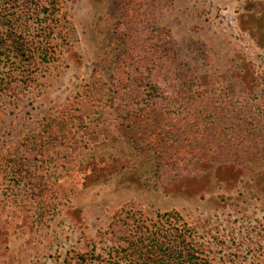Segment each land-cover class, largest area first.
I'll use <instances>...</instances> for the list:
<instances>
[{"label": "rangeland", "instance_id": "1", "mask_svg": "<svg viewBox=\"0 0 264 264\" xmlns=\"http://www.w3.org/2000/svg\"><path fill=\"white\" fill-rule=\"evenodd\" d=\"M57 1L62 39L52 42L54 60L27 84H0V264H75L77 253L104 255L109 220L125 206L147 218L179 215L188 240L209 264H264V161L188 165L190 173L178 178L166 168L170 180L154 192L106 182L111 166L127 158L102 138L79 133L70 120L94 106L120 104L121 111L123 101L97 81L106 80L109 0ZM144 2L147 31L167 39L168 53L178 58L175 68L186 73L192 89L201 92L198 73L204 85L218 78L210 76L215 73H240L264 98V0ZM196 54L213 58L207 77L184 65ZM144 106L126 110L137 115ZM55 122L78 132L83 143L71 155L57 147L61 153L42 163L43 133L57 128Z\"/></svg>", "mask_w": 264, "mask_h": 264}, {"label": "trees", "instance_id": "2", "mask_svg": "<svg viewBox=\"0 0 264 264\" xmlns=\"http://www.w3.org/2000/svg\"><path fill=\"white\" fill-rule=\"evenodd\" d=\"M144 1H108L112 17L103 35L106 80L97 81L110 87L108 95L123 101L121 111L120 104L94 106L86 113L75 112V120H70L75 129L81 127L79 133L102 138L127 158L111 166L106 182L134 184L154 192L170 180L166 168L178 178L190 173L188 165L200 169L205 164L241 166L264 161V98L255 95L257 85L240 73H215L210 76L218 78L204 85L198 73L201 92L192 89L186 73L179 74L175 68L178 58L168 53L167 39L147 31ZM58 13L57 0H0L1 85L10 79L27 84L54 60L52 42L62 39ZM198 56L184 65H193L207 77L213 72L207 69L213 58ZM139 103L145 106L137 115L126 110ZM53 126L57 128L43 133L38 150L41 156L44 153L42 163H46L44 156L61 153L57 147L71 155L83 143L67 124ZM155 214L147 218L126 206L114 211L107 226L105 254L77 253L74 263L209 264L188 240L189 230L179 215Z\"/></svg>", "mask_w": 264, "mask_h": 264}]
</instances>
